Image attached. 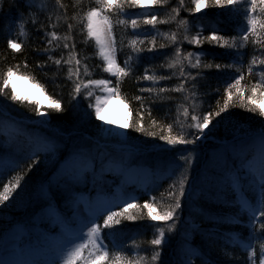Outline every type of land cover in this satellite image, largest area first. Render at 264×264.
I'll list each match as a JSON object with an SVG mask.
<instances>
[{"label":"snow or ice","instance_id":"snow-or-ice-1","mask_svg":"<svg viewBox=\"0 0 264 264\" xmlns=\"http://www.w3.org/2000/svg\"><path fill=\"white\" fill-rule=\"evenodd\" d=\"M4 2L5 0H0V15L3 14ZM169 3L170 0H94V3L90 0L85 8L83 0H75L72 5L73 11L69 14V6L64 3V0H54L53 4L40 5L38 8L34 3H27L25 0L23 11L28 14V19L25 20L24 15L18 14L11 18L10 24L5 25L9 29L15 26L18 30L17 37H27L28 24L33 26L36 34L45 43L44 48H37L35 51L37 55L47 57L39 62V69L43 71L46 67L54 65L58 74L64 66H67L66 78L73 85V100H77L82 92L86 99L93 97V86L103 90L104 96H96L95 103L88 104V108L94 110L95 117L100 121H104L102 110L105 105L113 97L120 95L119 85L122 79L134 73V68L129 64L131 56L124 61V66L117 62L121 43L115 33L117 24L125 28L128 25L131 26L133 38L129 41V47L136 54L137 59L141 54L153 57L157 54L156 35H152L149 40V30L137 31L141 24L151 25L152 30L155 31L159 23L178 22V28L184 30L183 40H186L188 44L199 46L207 42L212 46L235 50V54L240 57V63L209 62L205 64L202 58L206 53L203 50L184 52L179 46L183 41L177 32H172L169 39L175 48V58L164 67L168 69L179 67L177 77L179 83L172 88L139 89L141 93L148 92L158 97L161 104L171 102L173 99L166 96V93L175 92L183 95V102L177 107L176 119L173 123L167 124V134L162 129L159 135L161 141L171 146L167 150L178 154V161H172L171 175H175L178 169L179 176L166 189L167 205L158 204L156 196H152L150 201H145L143 204L136 202L135 198L121 201L122 206L89 204V214L86 217H80L79 226L70 238L51 248L50 254L42 253L39 244L25 248L23 241L19 238L15 243L5 239L0 242V256L3 257L0 258V264H164V248L172 236L180 233L181 226L185 223L183 218L185 208L197 203L203 204L209 197H213L212 203L220 202L229 208L236 209L237 215L242 212L250 213L248 220L252 228L245 238L248 242L237 241L247 255L237 256L235 249L228 251L225 245L224 255L228 257V260L224 264H264V120L259 121L258 127H233L232 129L226 127L222 137V140L226 142L217 147L221 160L217 161L214 157H208L205 154L202 169L193 165L192 151H189L187 147L177 149L178 145H184L192 146L193 151L198 149L202 151V139L207 141L212 129L217 128L225 119L230 109L236 106L237 100L239 105L247 111L264 117V103H257L258 100L264 99V0H191L194 7L187 9L190 13L200 12L205 7L234 11L244 5L243 15L246 19V27L242 28L238 35L233 36L218 34L217 30H213L208 36H204L202 31L190 35L189 19L180 18V13L185 8V0H179L178 4L171 8V14L167 19L159 18V10L168 6ZM145 5H151L152 8L145 11L143 10ZM132 8H139L141 11L130 13L128 9ZM41 14L45 15L46 23H41L39 20L38 17ZM114 16L117 19L114 20ZM62 23L67 27L63 35L57 31ZM77 25H79L80 34L84 37L82 43L85 46L90 38L94 39L99 50L98 54L103 60V70L118 78L116 86L110 87L112 84L110 79L87 78L91 74L88 64L90 57L87 55L81 57L77 51L75 38ZM249 46L252 48V53L247 63L246 75L243 68L246 53L240 50L247 49ZM7 47L17 53L23 50V45L18 38H9ZM60 47L67 50V58L63 55L58 58L55 55ZM159 47L165 48L166 45L160 44ZM27 67L28 65L25 64V68ZM213 68L218 71L234 69L231 73V82L227 83L221 100H217L215 111L198 113L197 110L204 103L200 99L199 80L202 75H206L203 70ZM18 72L17 65L15 69L8 67L3 73L2 86H0V97H3V100H0V103L5 106H8V101L23 105L26 100H30L29 97L17 93L14 85L11 92L8 91L11 78ZM256 76L258 79L255 78ZM29 78L35 79V77ZM171 78V76L157 75L155 72L149 74L146 68L144 74L137 77V80L151 81L155 85L161 80ZM247 79L254 81L250 87L244 83ZM248 92L251 94H247ZM50 99H52L54 111L60 113L65 111L59 99L55 97ZM134 99L140 103L142 109L138 113V119H133L130 124L120 127L131 128L140 133L146 132L148 136L156 137L155 131L146 130L144 122L145 114L152 117L151 106L145 104L143 95H136ZM77 103H79L78 100ZM181 108L184 117L182 122L179 120ZM35 110L41 116V123H45L46 117L41 113L40 108L36 107ZM151 122L153 126L159 123L155 117H152ZM114 123L106 121L105 124L96 125L101 134L99 139H103L105 135L111 137L130 135V133L118 131L116 127L105 126ZM177 125L179 130L176 135H173ZM186 128L188 130H185ZM62 135L57 130L54 138H37L36 150L30 154L31 156L44 154L45 159L51 157V166L45 174V181L41 183L39 192L31 198V202L41 210L54 209L59 204L69 203L76 208L78 193L82 185L86 186L89 173L95 172V162L99 160L103 167L104 161L109 158L107 153L100 151L99 139L84 137L79 141H68L62 140L60 138ZM0 147L4 146L0 145ZM197 160L199 162V156ZM22 179L23 177L18 175L14 183L9 181L4 184L3 191H0V205H5L13 192L21 187ZM95 188L94 180L93 189ZM164 195L161 193V198ZM145 210L147 217L151 220L164 222L166 225V227L160 224L152 225L155 232L148 241L151 254H147L148 249H143L146 254L139 255L141 245L135 240L131 241L132 247L129 249V251L135 250L133 256H126L125 249L122 248H118L115 252L111 251L105 243L106 237L117 233L119 229L116 226L123 225L125 221L145 219ZM72 217H77V211L72 212ZM75 222L73 219L72 223ZM256 224L259 225L258 231ZM198 231L201 243L189 239V236L195 233L190 234L185 231L180 235L174 250V259L170 260L169 264H195V260H200L201 264H211L212 245L219 243L220 237L209 230ZM193 244H196V247H193ZM196 248H200L203 255L197 253ZM205 248H207L206 252ZM216 264L219 262L217 261Z\"/></svg>","mask_w":264,"mask_h":264},{"label":"trees","instance_id":"trees-1","mask_svg":"<svg viewBox=\"0 0 264 264\" xmlns=\"http://www.w3.org/2000/svg\"><path fill=\"white\" fill-rule=\"evenodd\" d=\"M75 0H64V3L69 6V14L73 11L72 5ZM90 0H83L85 8L89 4ZM94 3V0H92ZM179 0H170L168 6L163 7L159 10L158 15L161 20L167 19L168 15L171 14V8L175 7L178 4ZM24 3L25 0H5L3 4V14L0 15V86H2L3 73L7 70L8 67L19 66L18 76L26 78L31 83L39 87L42 92L50 100L51 105L49 107L38 106L34 102H24L23 105L19 103L13 104L11 101H8V106L0 103V109L8 113H23L26 118L31 116L36 118L38 115L36 112V107L40 108L41 112H44L48 118V122L52 127L59 130L60 133L66 135L65 140L77 141V136H73V139H70L71 129L77 128L78 133L87 135V137L101 135L96 125H99L98 122H95V119L92 115L90 109L87 108V114L82 116V111L79 109L82 108V105L77 103V100L80 101L83 98V92L77 100L72 99V82L67 80V66L57 74L56 68L54 65L51 67H46L41 71L38 67L40 61L47 59L46 56L37 55V48H44L45 43L40 39L36 34L35 29L29 23L28 24V35L27 37L21 36L17 37V28L13 26L11 29L7 28L5 25L12 22V17L17 16L18 14L24 15V19H28V14L24 12ZM27 3H30L27 0ZM54 3V0H42V5H51ZM36 5V4H35ZM37 8L39 7L36 5ZM193 7L191 0H185V8L180 13V18L189 19L193 13H190L187 9ZM244 5L239 6L234 11L221 10L213 7H206V19L207 22L215 21V26L208 30L212 32L217 30L218 34L225 36L238 35L237 27L240 24V17L243 13ZM130 13L139 12L138 8L128 9ZM41 23H46V17L44 14H41L39 17ZM55 19V17L53 18ZM113 19H117L115 16ZM145 29V25L141 24V31ZM149 30V28L147 29ZM57 31L60 34H64L67 31L66 25L63 23L57 28ZM172 32H177L180 36V39L183 41L181 46L184 52H188V42L183 40L184 30L183 28H178V22H169V23H159L156 25V30L150 31L148 39L151 40L152 35H156L157 41V54L153 57L148 54H141L140 58L137 59L136 54H134L129 47V41L133 38V30L131 26L128 25L126 28L124 26L116 25L115 33L117 38L121 41L120 51L117 54V62L124 66V61L128 59L129 56L132 59L129 61V64L134 68V73L131 76L124 77L119 85L120 95L117 96L121 99L128 109V118L126 119V124H130L133 119H138V113L142 111L140 108V103L134 99L136 95H143L145 97V104L151 106L152 108V117L159 122L157 125H152V117H149L145 114V126L147 131H155L157 133L156 137L148 136L145 133L135 132L131 128H125L124 133H130V135L123 136L122 142L127 145L139 144L143 146L142 148L148 150L149 154L154 153L153 149L170 148L167 146L164 141L159 139L162 129L164 133L167 134V124L173 123L177 117V107L183 102V95L175 92L166 93V96L172 97V101L168 103L161 104L159 98L148 92L141 93L140 88L148 87H168L172 88L179 83L177 79L179 75V67L176 69H168L164 67L175 58V48L170 43V36ZM158 33V34H157ZM167 34V36L165 35ZM42 35V33H41ZM9 38L16 39L22 43L23 50L19 53L11 50L7 47V40ZM75 38L77 42V51L80 56L83 57L87 55L90 57L88 60L89 67L91 69V74L87 77L88 79H101L106 77L103 72L102 61L97 56V52L93 45V42L89 40L87 46H85L83 41V36L80 34L79 25L76 26ZM143 39V36H141ZM166 45L165 48H160L159 45ZM202 49L206 53V63H240V57L235 54V50H228L216 46H212L205 42L201 45ZM147 47V45H145ZM241 52L246 53L244 56L243 68L245 74L247 75V63L250 60V55L252 53V48L249 46L247 49L240 50ZM55 55L59 58L63 55L67 58V50H64L62 47L58 48L55 52ZM25 64L28 65L25 68ZM185 66L187 67V62L185 61ZM148 69L149 74L155 72L157 75L162 76H171V79L161 80L157 84H153L151 81L137 80V77L142 76L145 72V69ZM259 70V69H257ZM195 72L196 70H192ZM206 75H202L199 80V93L200 99L204 101L200 109L197 110L207 112L215 111L217 108V100H221L224 95V89L227 86L228 82H231V73L234 72V69H229L225 71H218L215 68L208 70H203ZM175 72V75L173 73ZM35 77V79L29 78ZM258 79V76L255 77ZM117 77L111 79L112 86H116ZM254 81L252 79H247L244 83L249 87ZM8 91L11 92L8 87ZM207 93V95H206ZM247 94H251L248 92ZM50 97H55L59 99L62 107L65 109L63 113L56 112L52 108V99ZM0 100H3V97H0ZM155 101V103H153ZM199 103V101H198ZM258 104L264 103V99L258 100ZM183 109H180L179 120L182 122L184 117L182 115ZM223 115V114H222ZM228 116V117H227ZM225 116L226 118L218 125L217 128L212 129L210 136L215 140H222L224 136L225 128L232 129L233 127H258L259 121L264 120V117H259L256 113L247 111L245 108L239 105V101H236V106L232 107L229 111V114ZM236 117V119H234ZM211 127V126H210ZM179 130L178 125L174 128L173 135H176ZM185 130H188L187 128ZM67 131V132H66ZM69 134V135H68ZM4 133L0 130V157L10 160L11 163L8 167L0 169V191H3L4 184L9 181L15 182V178L20 175L23 177L21 181V187H18L12 196L9 198V201L5 202V205H0V238L2 237L5 228H10L11 226H17L19 223H32L29 220L32 218L33 214L36 213L38 207H36L32 202L31 198L39 192L40 183L45 180V171L47 168H43V156H31L30 150H28L26 139L21 134L11 135V137L6 138L3 136ZM63 137V135H62ZM211 141H207L202 147L201 150L193 151L190 146L178 145L177 149L188 148L189 151H192V163L194 166L199 168L204 167V156L205 154L208 157H214L217 161L221 160L220 152L216 151L211 155ZM172 155V159L178 161V154L175 151H168ZM120 157L125 158L126 153L119 154ZM116 155V156H119ZM133 155V154H131ZM200 157L198 162L197 157ZM164 154L155 157L153 155H148L144 157L137 158L138 161H146L150 166L154 167L157 163L163 158ZM1 159V158H0ZM134 158L128 160H121L122 163L133 162ZM160 159V160H159ZM5 167V165H3ZM179 170H176V174L167 181L160 183L156 187L152 196L157 197V203L162 206H166L168 203L166 196V189H168L169 184L173 180L178 179ZM109 176L101 182V186L107 190L111 189L110 183L106 182ZM222 186V185H221ZM127 189H133V194L135 195L136 202L143 204L145 201H150L151 197L140 189H134L133 186L127 187ZM80 192L85 193L84 185L81 186ZM161 193H164V197L161 198ZM231 198V197H230ZM213 197H209L207 202L201 204L197 203L185 208L183 212L184 221L186 217L191 220V222L199 224L195 228H191L186 225L187 230L192 235L191 239H194L196 243H201L200 235L198 230H209L213 233L218 234L220 237L219 243H214L212 245L211 251V264H216L218 261L219 264H224L228 260V257L224 255V248L227 245L228 251L236 250L237 256H245L241 254L240 245L237 243L239 239H245L248 236V231L246 228V217L238 216L235 217L234 213L237 211L234 208H229L223 205L220 202L212 203ZM117 206V205H115ZM59 211L63 213L65 210L64 204L57 205ZM56 208V207H55ZM189 208H194L189 211ZM114 210L116 208L114 207ZM159 211V208H157ZM145 219L137 221H125L123 225L116 226L119 231L114 235L109 234L105 243L108 245L109 249L113 252L118 250V248L125 249L126 256H133L135 250L129 251L131 249V241L135 240L138 244L141 245V250L139 255L143 256L146 253L143 249H148V255L151 254V246L148 244V241L151 240L155 232V228L152 227L154 224H160L163 222H152L150 217H147L145 210ZM187 218V219H188ZM102 223V220L100 221ZM36 223V222H34ZM153 223V224H152ZM15 226V227H16ZM185 226L183 223L180 229ZM43 225L39 224V228H42ZM257 231L259 230V225H255ZM180 234V233H179ZM235 235V237L232 236ZM181 235V234H180ZM238 239V240H237ZM30 240H33V236H30ZM179 240V235H174L170 238L169 243L165 246L163 252L164 264H169V261L174 259V250ZM193 247H196V244H193ZM197 253L203 255L200 248H196ZM207 251V248L204 249ZM195 264H201L200 260H195Z\"/></svg>","mask_w":264,"mask_h":264},{"label":"rangeland","instance_id":"rangeland-1","mask_svg":"<svg viewBox=\"0 0 264 264\" xmlns=\"http://www.w3.org/2000/svg\"><path fill=\"white\" fill-rule=\"evenodd\" d=\"M41 2H42V0H31V3H34V4L39 5V6L42 5ZM150 6L151 5H145L144 8L150 7ZM200 12H203V8L201 9ZM242 22H244L246 24V19L244 17L242 18ZM198 28H199V26H198ZM92 40L94 41V39H92ZM98 53H99V50H98ZM9 88H10V90H12L11 85H9ZM93 91H94L93 97H91L89 99H86L85 98V94H83V98L78 103L79 105H82V108H80L79 110L82 111V116H84V117H85L86 114H87V116H89V114L87 113L88 104L90 102L93 103V100L95 99V97L99 93V90L97 88H95V87H93ZM21 96H24V95H21ZM114 98L116 100L120 101L125 106L126 117H125V119H124V121L122 123V125H125L126 124V119L128 118L127 105L121 99H119L117 96L114 97ZM26 102H34L38 106H41V107H49L51 105L50 100H48V102L46 104H41V105L39 103L35 102L34 100H31V99L30 100H26ZM91 112H92V115H93V117L95 119V122H98L99 125L102 124L101 121L95 117L93 109H91ZM41 113H43L44 116L46 117V114L44 112H41ZM24 115L25 114H23L22 112L21 113H18V112L17 113H8V112L0 109V121L1 122H5L4 128L8 132V134L13 133V132H11V130H17L16 133L19 132V133H22L25 136L26 135H32V136L35 137V140L37 138H41V139L45 138V137H47L46 135L50 136L48 138H54L57 135V129L51 126V124L47 121V118H46V122L45 123H41V116L39 114L36 116V118H34V117L31 118V116H30L27 119H26V117ZM234 119H236V117H234ZM108 127H114V125L113 124L112 125H108ZM71 131L72 132H71V135H70V139H73V136H77V141H79L80 139H82L84 137H87V135H85V133L84 134L78 133L77 128L73 127L71 129ZM118 131L125 132V128L121 127V129H118ZM42 133H44V134H42ZM210 134H209V137H208L207 141L212 139L211 138L212 136H210ZM99 136L100 135H95V136H91L90 138L99 139ZM65 137H66V135L63 134V137H60V138L62 140H65ZM207 141H204L202 139V141H201L202 147L204 146V144ZM121 142H122V136L121 137H111V136H106L105 135L103 139H99L100 151L101 152L108 151V152H111V153H119V154L126 153L127 155H125V157L132 156L131 154H135L137 156H144L146 153H148V150L142 148L143 146H141L139 144L134 143V144H131V145H127V144L121 143ZM153 150H154V153H157V154H160V153L163 152V148L153 149ZM108 156H109V158L106 159V162H107L106 165L109 168L112 165H114L115 162L118 159H120L119 156L116 157V158L113 155H108ZM50 160H51L50 156H49L48 159H45V156H43V162L44 163H43L42 167L43 168H47V170L45 171V174L48 172V169L51 166L50 165ZM96 164L98 165V168L96 170L99 171L100 170V168H99V166H100L99 160H97L95 162L94 166ZM118 167H119V165H118ZM132 170L140 173L143 176L146 173L142 167H132ZM108 200H106L105 198H98L97 199L98 202H96L95 205L108 206L109 203L112 202L110 200H109L110 201L109 202ZM82 206H83L82 202H80V199H78V205H77L76 208H74V211H77V217H75V218L72 217V220L75 219L76 222L73 223L71 226L67 227L68 231L59 230L57 234H54L53 232L56 230V226H55L56 224L53 221V219H51V220L46 222L45 229L47 231H46V233H42L41 234V236H42V237L40 236L41 238H39V234L36 231H34L35 239L33 240V243L35 244L37 242V244H35V246H37L40 243L42 245V248L40 249V251L42 253H45V254H50V249L51 248L56 247L57 245L61 244L65 239L70 238L71 234L79 226L80 217H86L87 216V214L83 210ZM234 214H236V212ZM47 215H50L48 211H45V213H43V214H42V212H40L36 217H34V221L36 219L42 220V221H46L45 218L47 217ZM163 224H164V222L162 223V225ZM22 234H29V232L23 233V232L20 231V233H17L16 236L19 235L18 237L21 238ZM190 238H191V235L189 236V239ZM242 241L244 243L248 242L246 239H243ZM29 247H32V245L30 244L26 248H29ZM240 251H241L242 255H245V256L247 255V253L242 249L241 246H240ZM1 258H3V257H1Z\"/></svg>","mask_w":264,"mask_h":264},{"label":"bare ground","instance_id":"bare-ground-1","mask_svg":"<svg viewBox=\"0 0 264 264\" xmlns=\"http://www.w3.org/2000/svg\"><path fill=\"white\" fill-rule=\"evenodd\" d=\"M188 44V43H187ZM188 50L192 52L201 51L202 46L201 45H190L188 44ZM204 51V50H203ZM203 59V58H202ZM204 63V61H203ZM111 75L110 73H108ZM112 76V75H111ZM11 87L14 85L15 90L20 95H24L29 97L31 100H34L35 102L41 104H46L48 102V98L46 95L42 92V90L28 81L25 78H22L21 76L15 75L11 78ZM99 90V93L97 96H104L105 93L103 90L98 86H93ZM96 98V97H95ZM95 103V99L93 100V104ZM102 115L104 116V121H101L102 124H105L106 121H113L115 122L113 125L117 129H121L120 126H122V123L126 117V110L125 106L118 100H116L114 97L108 102L107 105L102 110ZM105 126H108L107 124Z\"/></svg>","mask_w":264,"mask_h":264}]
</instances>
